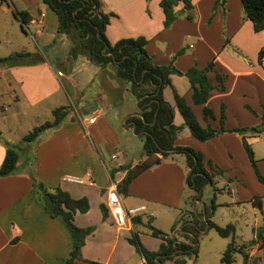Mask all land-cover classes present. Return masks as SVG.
Listing matches in <instances>:
<instances>
[{
	"label": "crops",
	"instance_id": "crops-1",
	"mask_svg": "<svg viewBox=\"0 0 264 264\" xmlns=\"http://www.w3.org/2000/svg\"><path fill=\"white\" fill-rule=\"evenodd\" d=\"M7 1L11 8L28 12L27 21L21 27L19 20V26L32 33L37 47L29 60L0 68V77L7 85L3 92L12 91L10 98L26 106L23 110L19 105L17 110L27 112V118H35L32 125L48 120H38L41 111L51 115L53 107L67 105V112L56 125L43 129L31 141L19 142L23 134L0 136V161L4 140L15 145L18 153L16 169L0 175V264H63L70 249L71 240L63 220L44 209L32 187L31 175L49 188L59 186L72 197L83 195L87 199V208L74 211L72 220L78 226L92 225L93 228L80 246L81 258L74 259L72 264H144L143 256L128 240L132 231L144 248L155 250L161 238L149 232L146 222L152 225L160 212L173 209L170 216L173 228L168 235L181 239L178 226L191 218L189 215L178 219L183 170L175 163L161 160L137 173L129 181L126 193L120 195L124 207L144 205V208L133 216L137 218L135 222L130 220L129 225L123 226L114 224L105 206L106 190L123 176L125 169L118 168L119 165L132 166L144 158L140 154L134 161L126 160L125 147L119 140V134H126L127 130L139 137L128 119L137 113L138 97L127 91L126 82L116 74L112 63L99 65L80 53L69 56L67 49L73 42L62 47L69 36L56 32V16L41 0H0V6H9ZM190 1L193 18L185 17L180 10L182 2L177 1L173 6L177 16L165 27L158 0H101L102 10L110 12L105 37L114 42L120 37L142 35L154 63L171 62L180 70L192 64L203 66L212 59L207 77L213 87L204 103L211 108L213 116L202 117V104L191 101L188 83L182 80L178 83L183 74L170 73V84L161 89L163 98L173 106L172 123L179 127L173 144L200 151L203 164L205 160L232 161L234 169L229 170L228 178H240L247 184L246 175L255 187L245 193L246 198L259 195L264 205V144L258 143L264 139V123L259 133L245 135L257 171L263 177L259 180L243 156L238 132H218L203 140L201 149L193 135L181 137L178 131H184L186 126L172 99V90L181 94L201 125L219 127L221 112L225 128L257 124L264 110V54L257 60V50L264 41V28L252 29L250 20L242 15L239 0H224L217 5L214 0ZM189 36L194 38L190 50L176 53L181 39ZM25 51L29 55L32 52ZM215 73L220 74L221 82L216 80ZM89 115L94 116L92 121L85 119ZM172 154L184 160L182 153ZM243 159L248 163H245L244 173L240 169ZM65 174L78 175L85 181H66ZM87 179L91 183L86 182ZM228 191L232 189L228 187ZM99 203L105 206L104 215ZM262 239V243L256 242V245L264 251V231ZM255 249L249 247L245 251L255 259Z\"/></svg>",
	"mask_w": 264,
	"mask_h": 264
},
{
	"label": "trees",
	"instance_id": "trees-1",
	"mask_svg": "<svg viewBox=\"0 0 264 264\" xmlns=\"http://www.w3.org/2000/svg\"><path fill=\"white\" fill-rule=\"evenodd\" d=\"M177 1L182 2L181 12L185 17L192 18V3L190 0H158V4L163 12V26H168L177 16L173 6ZM224 0H214V5L222 4ZM242 9V15L251 22L252 29L258 31L264 28V0H239ZM56 16V32L69 36L73 43L68 46L67 54L74 57L77 53L84 54L90 61L104 65L107 62L112 63L118 76L124 79L127 84V91L137 100V113L128 116L133 122L134 132H139L141 139V155L144 158L134 163L121 164L118 168L125 169L123 176L115 183L119 193H126L129 181L140 171L152 164L158 163L163 157L170 153L180 152L184 156V162L187 167L185 183L193 191L195 197L198 196L202 186L209 182L212 184L210 172L203 164L200 151L187 146L173 144L175 131L179 128L172 123L173 106L162 96L161 89L164 85L170 84V73L184 74L187 78L193 103L202 104V117L213 116L212 110L204 102L209 90L213 87L212 82L207 77V71L212 68V60H209L203 66L192 64L185 70H180L171 62L167 64H156L151 60L150 55L145 49L146 38L142 35L126 36L109 42L105 37L104 28L108 22L110 12L102 10L101 0H41ZM12 14L17 16L24 24L29 14L26 10H17L12 8ZM179 49L176 51V53ZM264 54V43L257 51V60L260 61ZM29 55L28 51L19 50L6 56L0 57V62L11 64L15 56ZM174 56V55H173ZM216 80L221 82V76L215 73ZM222 86V83L220 84ZM173 105L182 117V123L185 125L191 135L198 140H206L212 135L221 131H236L241 136L242 147L246 153L256 177L263 180L255 164V157L249 142L245 135L259 133L263 127L264 110L262 120L255 125L239 126L225 128L222 126L223 114L219 115V127L214 128L209 124L201 125L194 116L191 107L185 102L183 96L172 90ZM222 111V110H220ZM67 105H58L51 109V119L44 120L31 126L20 138L19 142H28L33 140L43 129L56 125L66 114ZM5 145L4 153L0 161V175L10 173L16 169L17 150L15 145L8 141H3ZM158 153V155L156 154ZM210 165V161L207 160ZM220 171L219 168L216 169ZM31 183L34 191L38 194L44 209L50 215L59 216L68 231L70 237V249L65 257L63 264H72L74 259L81 258L80 246L84 237L89 233L93 226H78L73 220V212L84 211L88 202L85 196L72 197L65 189L59 186L47 187L41 181L31 175ZM251 204L260 208L263 212L261 223L253 228L254 237L248 240L247 244L263 241L262 232L264 231V205L259 195H252L249 198ZM214 203L211 201L210 207ZM103 215L105 206L99 203ZM190 215L187 223L180 226L179 232L182 238L175 235H168V232L162 231L149 223H145L149 232L161 238L155 250L144 248L135 231H132L128 240L134 245L135 249L141 253L144 258V264H161L164 259H170L177 263H183L181 256H195L197 235L202 227H212L219 235L229 237L225 247L220 254V260L223 264H230L236 251L242 255V262L246 264L249 259H254L243 248L246 243H237L234 239V225L232 222H226L220 225L210 219V212L205 207L203 212H197ZM203 216V217H202ZM133 222L136 217L131 218ZM171 227L170 230H172Z\"/></svg>",
	"mask_w": 264,
	"mask_h": 264
},
{
	"label": "rangeland",
	"instance_id": "rangeland-1",
	"mask_svg": "<svg viewBox=\"0 0 264 264\" xmlns=\"http://www.w3.org/2000/svg\"><path fill=\"white\" fill-rule=\"evenodd\" d=\"M7 3L9 6L3 4L5 5V8L0 6V57L6 56L15 51L25 49L32 51L30 52V55L15 56L13 60H29L31 56L35 54L34 50L37 47L36 39L31 36L32 33H29L26 30L24 31L20 28L19 19L17 18V16L12 15L10 2L7 1ZM181 40L182 41L180 43L179 51L177 53L189 51L191 48L190 46L194 42V38L192 36L183 37ZM263 43L261 45H263ZM6 65L10 64L0 62V68ZM178 80L179 84H181L180 80H182L184 84L186 82L188 83L187 78L184 74L181 79ZM6 87V83L0 77V136L19 137L24 134L27 129L29 130L31 128V125L35 121V118H27V112L25 113V111L22 112V110H17L19 105L23 110H26L23 108L26 106L22 105L21 103L14 102L10 98V95L13 94L12 91L10 94L3 92ZM38 106L39 109H42V106L40 104ZM39 117L40 118L38 120L42 121V119L44 118L50 119L51 115L49 112L43 113V111H41ZM261 120L262 118L260 117L259 122ZM262 122L264 123V119ZM117 131H120L119 127L117 128ZM178 133L181 137L185 134H190L186 127L184 128V131L179 130ZM247 134H249V132H247L246 135ZM119 140L123 144L122 147H125V156L127 158L126 160L134 161L136 157L141 154L140 138L136 135H132L129 130H127L126 134H119ZM182 140H184V138H182ZM194 140L197 142L199 148L201 149L204 144L203 141L197 139ZM258 143L264 144V139H261ZM242 151L244 154L243 156L247 161L248 158L243 148ZM161 160L163 162L175 163L183 170V184L178 192L179 202L177 206L179 208L177 211L180 212L178 219L183 220L193 213H195L196 216H199L197 212H203V209L205 207V209L210 212V219L214 222L220 225H224L226 222L233 223L235 242L246 243V246L243 248L244 250L249 249V247L256 248L255 252L253 253L255 255V259H249L246 264H264V251H261L262 249L257 248L256 243L247 244L248 240L254 237L253 228L261 223L263 216V212L260 210V208L253 206L249 198H246L245 193H247L250 189H255L249 178L244 174L247 184H244V182L240 178H228V175H231L229 170L234 169L232 161H225L222 159L209 160V165L205 160V168L208 172H210L211 178L214 182L213 184L203 185L198 196L195 197L193 191L185 183V175L187 173V169L184 160L179 159L177 155H174L172 153L166 155ZM246 161H244L243 159V162L240 165V169L243 173L246 171ZM217 168H219L220 171H217ZM250 172L252 173L251 169ZM228 187H230L232 191L229 192ZM211 201L214 203L213 208L210 207ZM171 211L173 212L174 210L170 209L167 212H160L153 219L152 225L162 231L169 233L170 227L173 223V220H171L170 218ZM179 226L178 229H180ZM142 229H144L143 231H145V228ZM178 229L177 231L179 232ZM228 240L229 237L221 236L212 227H206L204 225L202 227V230H200L197 235L196 252L194 257L193 255H190L189 260L187 259L188 256L184 257L183 263H177L170 259H164L161 264H223V262L220 260V254ZM230 264H243L242 255L240 252L236 251L234 253V258Z\"/></svg>",
	"mask_w": 264,
	"mask_h": 264
},
{
	"label": "built area",
	"instance_id": "built-area-1",
	"mask_svg": "<svg viewBox=\"0 0 264 264\" xmlns=\"http://www.w3.org/2000/svg\"><path fill=\"white\" fill-rule=\"evenodd\" d=\"M93 118V115L85 117L87 121H92ZM63 179L76 183H83L85 181L82 177L74 174H65L63 175ZM86 182L91 183V180L87 179ZM105 206L112 217V221L117 226L129 225L132 216L136 215L144 208V205L124 207L121 195L113 183L106 190Z\"/></svg>",
	"mask_w": 264,
	"mask_h": 264
},
{
	"label": "water",
	"instance_id": "water-1",
	"mask_svg": "<svg viewBox=\"0 0 264 264\" xmlns=\"http://www.w3.org/2000/svg\"><path fill=\"white\" fill-rule=\"evenodd\" d=\"M68 39H69L68 41H65V42L63 43V46H62L63 48H66V47L68 46L69 43H72V42H73V41L70 39V37H68Z\"/></svg>",
	"mask_w": 264,
	"mask_h": 264
}]
</instances>
